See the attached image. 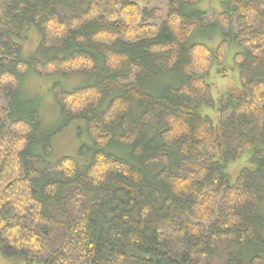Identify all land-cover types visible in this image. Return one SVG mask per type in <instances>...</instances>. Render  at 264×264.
<instances>
[{
	"label": "trees",
	"instance_id": "16d2710c",
	"mask_svg": "<svg viewBox=\"0 0 264 264\" xmlns=\"http://www.w3.org/2000/svg\"><path fill=\"white\" fill-rule=\"evenodd\" d=\"M200 2L0 0L3 258L264 264V0H225L211 22ZM231 46L241 91L215 100ZM30 73L61 80L49 127ZM72 123L85 141L55 160Z\"/></svg>",
	"mask_w": 264,
	"mask_h": 264
},
{
	"label": "rangeland",
	"instance_id": "374dc122",
	"mask_svg": "<svg viewBox=\"0 0 264 264\" xmlns=\"http://www.w3.org/2000/svg\"><path fill=\"white\" fill-rule=\"evenodd\" d=\"M223 1L225 0H201V2L198 4L197 7L204 11L207 10L208 12L207 19L211 22L213 20V16L215 15L213 11H218L220 8V3ZM32 33L37 35L35 30H33ZM37 45H38L37 38L31 35L30 40L24 45L23 55L25 56L31 55L35 51ZM214 46H215V43L211 47H214ZM234 52H235V48L232 46L229 47L226 53L225 60H224L223 66H225V68L227 66L229 67V73L227 74V77L216 78L215 76H213L214 71L216 70L214 67L212 69L210 79L213 82L212 97L215 100L221 97L223 93L226 92V90L228 91L229 89L230 90L234 89V91L236 92L241 91L237 70L234 67H231L232 56ZM30 74L31 76L29 78H26L24 81V88H23L24 92L27 95H31V99L39 97L42 103V110L44 109L43 110L44 118L47 120L46 122L43 121V123L45 126L49 127L57 122V113L55 116V109L53 105H51V102H52L51 99L48 97L50 96L52 98L49 90L54 81H57V80L61 81V80L57 76L40 77L33 73H30ZM80 79L82 81L81 77L74 76L73 78H70L67 80L66 85L64 84L63 85L65 87L77 85L80 82ZM67 88H71V87H67ZM44 95H46L47 97ZM72 124L73 125L69 126L67 129H65L63 132L59 133L55 137L53 141V148H54L53 159L56 160L65 155L75 157L78 146L80 145V143L85 141L84 138H81V140L77 139L75 129H74V126L76 124L75 123H72ZM247 155L248 153L244 154L238 161L230 164L228 168L229 173H230V170H232V172L234 173L237 170L236 167H238V165H242L245 162H247ZM0 264H23V260L18 259V258L6 259L0 255Z\"/></svg>",
	"mask_w": 264,
	"mask_h": 264
}]
</instances>
